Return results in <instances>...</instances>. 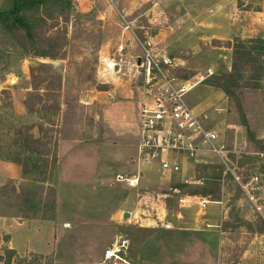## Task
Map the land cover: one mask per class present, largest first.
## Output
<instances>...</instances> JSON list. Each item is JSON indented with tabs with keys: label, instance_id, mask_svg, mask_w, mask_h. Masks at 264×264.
<instances>
[{
	"label": "rangeland",
	"instance_id": "obj_1",
	"mask_svg": "<svg viewBox=\"0 0 264 264\" xmlns=\"http://www.w3.org/2000/svg\"><path fill=\"white\" fill-rule=\"evenodd\" d=\"M202 3L203 0H118V9L132 21L136 37L122 32L117 11L99 4L92 7L88 0H71V8L63 6L55 11L47 8L41 13L46 24L40 29V44L35 49L53 53L52 58L34 56L37 50H22L0 25V164H16L12 161L20 153L25 159L29 156L28 168L34 173L37 157L53 162L59 152L62 154L57 167L60 176L57 178V173L55 178V236L49 224H44L37 236H29L39 249L53 253V264H77L82 260L85 263L94 253L103 252L115 234L126 235L127 229L114 227L108 216L122 204L131 206L136 201L137 188L124 187L115 177L119 172H135L131 159L137 158V148L131 136L135 132L139 80L131 77L133 71L128 69L127 62L130 56L140 54L141 45L157 54L172 55L179 76L192 82L203 77L187 93L186 100L204 125L215 130L227 150L230 170L224 175L226 167L221 160L206 154L205 164L189 161L186 165L191 168L194 165L199 174L189 175L186 167L176 174L157 175L155 170H145L139 192H148L153 198L162 194L158 199H163L166 206L150 209L156 212L166 207L170 213L179 210L174 188L183 193L210 195L217 202L209 204L205 211L214 212L211 222H219L218 212L222 213L220 264H264V172H258L264 158L260 155L256 161L245 158V163L238 165L239 157L253 156L264 139V79L257 88L240 89L236 98L240 106L210 85L214 75L231 69V45L235 37H264V21L259 13L264 12V0H234L231 7L227 5L226 14L221 15L213 13L211 6L200 9ZM12 6L13 0H0V12ZM196 16L201 17L200 22ZM225 16L233 26H225L222 21ZM198 33L203 37L199 42L194 40ZM127 37L128 45L119 56L117 48ZM47 61H57L59 65L55 69H41L39 63L50 64ZM112 61L119 64L118 71L108 67ZM208 68L211 75H206ZM115 91L117 95L113 94ZM111 94L115 101L105 109L114 133H123L116 139L103 116ZM55 105L57 112L48 110ZM26 140L31 150L22 152ZM81 140L90 144L80 142L66 146L68 150L61 148L64 141ZM230 154L236 158L232 160ZM1 177L0 174V214L16 213L18 208L19 213L23 211L31 218L33 210H29L25 196L26 191L33 190L34 202L38 203L42 191L37 184L27 178L23 185L11 180L3 184ZM189 177L202 179L203 184H184L183 180ZM189 210L196 212V208ZM206 213L201 211L199 215ZM87 214L110 224L109 227L90 233L92 227L76 225V215ZM65 220L70 229L62 227ZM21 236L19 233L20 239ZM35 255L12 254L0 247V264L46 262Z\"/></svg>",
	"mask_w": 264,
	"mask_h": 264
},
{
	"label": "built area",
	"instance_id": "obj_2",
	"mask_svg": "<svg viewBox=\"0 0 264 264\" xmlns=\"http://www.w3.org/2000/svg\"><path fill=\"white\" fill-rule=\"evenodd\" d=\"M92 7L97 4L106 9L117 11L123 25L122 32L136 37L132 21L118 9V0H88ZM129 37L117 48L119 56L127 47ZM108 67L118 71L119 64L112 62ZM128 69L133 71L132 78L139 80L137 89L139 97L135 107V145L137 158L134 159V173H118L116 181L126 188L139 185L143 167L153 168L159 172L179 173L189 161L199 164L204 162L206 154H213L226 167L224 175L230 168L227 150L220 144L215 130L204 125L200 115L187 102V93L201 80L192 82L177 74L178 65L166 53L157 54L153 49L141 45L139 55L130 56ZM211 75V70H206ZM190 164V163H189ZM195 164V165H196ZM190 166V165H189ZM191 167V166H190ZM194 167V165H193ZM186 185L201 186L202 179L189 177L183 180ZM179 206L194 207L203 210L212 201L198 193H183L173 190ZM66 226L68 224H65ZM167 225V224H166ZM129 240L122 234H115L110 244L104 249L103 262L108 264H129L126 253Z\"/></svg>",
	"mask_w": 264,
	"mask_h": 264
},
{
	"label": "crops",
	"instance_id": "obj_3",
	"mask_svg": "<svg viewBox=\"0 0 264 264\" xmlns=\"http://www.w3.org/2000/svg\"><path fill=\"white\" fill-rule=\"evenodd\" d=\"M199 1V0H198ZM234 0H203L200 9H206L211 6L212 12L215 14H226L227 5L229 7L232 6ZM208 3V4H207ZM231 10V9H230ZM260 16H262V21H264V12H259ZM198 17V22L201 21V17ZM223 18V17H221ZM261 18V17H260ZM225 23V26H233L231 22L228 21L227 16L222 19ZM227 24V25H226ZM236 24V23H235ZM260 26V25H258ZM214 31H219L218 29H214ZM222 32V30H220ZM220 35V34H219ZM221 36V35H220ZM219 37V36H218ZM222 38V37H220ZM194 40L197 42L202 41L203 37L200 34L194 35ZM172 56V55H170ZM113 62V61H112ZM115 62V61H114ZM183 64V62H181ZM184 66V65H182ZM182 68V67H181ZM190 69L189 67H186ZM193 71L198 72L197 69H193ZM200 72V71H199ZM124 86V85H123ZM120 89V88H119ZM118 89V90H119ZM118 91H115L113 94L117 95ZM113 94L109 97L110 99L106 101L104 106V120H106L109 129L112 133L114 139L121 138L122 134L114 133L111 128L110 121L107 114L106 106L110 105L115 101V97H112ZM105 98V97H103ZM102 98V99H103ZM105 103V100L103 101ZM191 106V105H190ZM193 107V106H192ZM195 110V109H194ZM133 143H135V135L132 137ZM120 142V140H118ZM81 141H70V142H62L61 148L79 144ZM82 144V142H81ZM85 144H90L86 142ZM66 150L68 148L66 147ZM62 154H58L57 159V167L59 166ZM134 159H131V163ZM206 160L202 164H205ZM201 164V163H199ZM186 167V166H184ZM186 173L190 172L191 174H199L196 173L194 167H186ZM191 168V169H190ZM145 170H155L158 174L159 171L154 168L143 167L141 169L142 174L140 180L143 179L145 174ZM136 171V165H135ZM56 168V175H57ZM119 173H127V172H119ZM134 173V172H133ZM0 174L1 183L4 184L5 181H12L18 184H24L25 178L21 175V170L16 164L3 162L0 164ZM162 175V174H161ZM60 176V172L58 173L57 178ZM56 178V177H55ZM161 182L153 183V185H159ZM140 184V183H139ZM55 186V181H54ZM140 186V185H138ZM151 186V185H150ZM135 194V204L131 206H124L122 204L120 207L116 208L112 211V213L108 216V221L110 224L116 228H125L127 229L126 236L129 240V247L127 249V253L125 255L126 260L129 264H220V243H221V224H222V213L218 212L219 222L215 224V222H211V218H214V212L211 210L209 212H205V209L198 210L196 208V212H190L189 209L194 207H182L179 206V210L174 212H169L166 207H164L163 211H156L150 209L152 206L162 207V205L166 206L165 201L163 199H158L159 195L157 194L156 198H153L151 194L148 192H139L138 187H136ZM177 188L172 189L175 190ZM56 190V189H55ZM179 190V189H177ZM181 191V190H179ZM210 198V195H206ZM175 201L176 196L174 197ZM154 199V200H153ZM151 201L154 203L149 204ZM213 201V200H212ZM131 207V208H128ZM126 209V210H123ZM195 209V208H194ZM129 213V217H124L125 212ZM206 213L205 215H199L200 212ZM198 213V214H197ZM123 215V216H122ZM57 212H55L54 220H41L37 218H28L25 216L23 211H20L17 208L16 213H3L0 214V247L6 248V250H12L16 252V254L24 255L27 253L39 254L42 256H47L53 254L48 250H41L38 248V245L35 242L29 239V236L35 237L37 236L44 224H49L53 226V236H55L57 229ZM88 221V222H85ZM76 225L78 226H90L93 230L90 233H98L100 230L109 227L108 224H105L103 221L94 220L90 218V215L87 214L85 216L76 215L75 218ZM92 224H88V223ZM59 223V222H58ZM65 224H68L67 226ZM167 224V225H166ZM62 227L66 229H70V223L65 220L62 222ZM124 229V230H125ZM19 233H22L21 239L19 237ZM111 242V241H110ZM109 242V244H110ZM107 246L104 247V249ZM103 249V252H104ZM103 252L94 253L91 255V260H87L85 263L82 260L81 263L75 262L77 264H108L103 262ZM90 253V252H89ZM68 264V263H67Z\"/></svg>",
	"mask_w": 264,
	"mask_h": 264
},
{
	"label": "trees",
	"instance_id": "obj_4",
	"mask_svg": "<svg viewBox=\"0 0 264 264\" xmlns=\"http://www.w3.org/2000/svg\"><path fill=\"white\" fill-rule=\"evenodd\" d=\"M63 6L71 8V0H13L12 8L0 12V25L18 43L22 50L26 52H30V50H37L35 51L34 56L52 58L54 57L53 53L43 49H35L39 48V41L41 38L38 36L40 29H42V27L46 24L41 13L47 8L52 7L55 11L60 10ZM233 41L234 42L231 45V69L220 75H214L210 85L214 88L222 90L229 101H232L235 105L240 106L239 101L236 99L241 94L240 89L257 88L261 80L264 79V37L255 36L247 39L235 37ZM39 66L44 70L55 69L54 66L46 62L39 63ZM176 72L178 74V70ZM30 73L33 77V68H31ZM180 77L185 79V77ZM58 78V81H60V76H58ZM37 98L39 101H42L40 96ZM48 110L57 112L58 105L51 106ZM242 125L245 126V122L242 121ZM81 142L86 143L90 141L81 140ZM27 143L28 141L26 140L24 143V148L26 149L22 152H29L31 150L27 147ZM257 146L256 150L253 151V156L247 157L249 155H241L238 160V165L241 166V164L245 163V158H250L249 160L251 161H256L258 155L263 156L262 158H264V139H261L260 144ZM35 153L38 156L41 155L40 151H36ZM16 155L18 156L15 157L12 162L20 165L22 176L35 182L39 190L43 192V194L41 192L39 196L40 201L35 204L34 199L36 194L33 193V190L31 189H29L30 191H26L25 197L26 200L29 201V210H33V215H31V217L40 220H54L56 212V190L54 181L56 177L57 160L50 162L44 157H37L36 162L38 165L34 168V173H32V170H29L28 168L29 163H27L29 156L25 159V157H20V153ZM229 156L232 160H234L235 156L233 154H230ZM258 172H264V165L259 168ZM44 186L47 187L45 188ZM257 222L260 225V221ZM7 251L15 254L12 250L7 249ZM35 257L46 261L39 264H53V254L47 256L36 254ZM26 264L32 263L27 262Z\"/></svg>",
	"mask_w": 264,
	"mask_h": 264
},
{
	"label": "water",
	"instance_id": "obj_5",
	"mask_svg": "<svg viewBox=\"0 0 264 264\" xmlns=\"http://www.w3.org/2000/svg\"><path fill=\"white\" fill-rule=\"evenodd\" d=\"M49 62L51 65H53L54 67H57L59 65V63L57 61H47ZM124 217H129V213L128 212H125L124 213Z\"/></svg>",
	"mask_w": 264,
	"mask_h": 264
},
{
	"label": "bare ground",
	"instance_id": "obj_6",
	"mask_svg": "<svg viewBox=\"0 0 264 264\" xmlns=\"http://www.w3.org/2000/svg\"><path fill=\"white\" fill-rule=\"evenodd\" d=\"M113 64H112V62H109V66H112Z\"/></svg>",
	"mask_w": 264,
	"mask_h": 264
}]
</instances>
